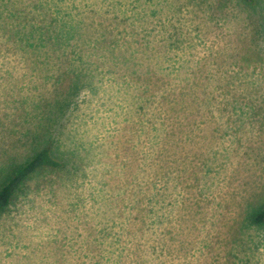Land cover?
<instances>
[{
  "label": "rangeland",
  "instance_id": "rangeland-1",
  "mask_svg": "<svg viewBox=\"0 0 264 264\" xmlns=\"http://www.w3.org/2000/svg\"><path fill=\"white\" fill-rule=\"evenodd\" d=\"M54 1L82 20L95 80L53 140L65 165L0 215V264H264L248 215L264 200V108H249L264 107V0ZM15 56L1 40L0 165L26 154L55 82L48 57L23 71ZM209 71L223 112H203Z\"/></svg>",
  "mask_w": 264,
  "mask_h": 264
},
{
  "label": "trees",
  "instance_id": "trees-1",
  "mask_svg": "<svg viewBox=\"0 0 264 264\" xmlns=\"http://www.w3.org/2000/svg\"><path fill=\"white\" fill-rule=\"evenodd\" d=\"M237 1L248 6L257 3V0ZM62 4L54 0H0V41L3 40L16 53L15 59L22 64L23 71L27 67L32 69L33 64L36 65L44 56L52 61L57 70L51 73V77H55L54 88L44 103L39 130L28 136L33 137L32 143L24 144L28 146L26 154L7 151L5 155L13 156L0 165V215L8 210L17 193L32 176L42 170L58 169L65 165L63 155L55 151L53 140L61 132L64 113L72 109L74 99L82 95L87 85H92L95 80L91 54L83 51L82 45H79L82 39L79 24L82 20H77L68 10L65 11V5ZM257 32L254 29L250 31V42L253 45L245 54L250 57L255 53L258 57L256 60H261L263 55L258 48ZM82 60L86 64L90 63L91 67H87L90 72L84 70ZM261 70L264 71V68L261 67ZM11 71L16 74L14 68ZM211 72H208L205 82L201 83V91L204 93L201 99L208 103L206 108L215 107L213 105L218 103L217 95L220 96V93L214 91L221 92L222 89L220 81L213 82L214 74ZM18 146L12 147L18 150ZM262 201L252 203L248 215L253 224H264Z\"/></svg>",
  "mask_w": 264,
  "mask_h": 264
},
{
  "label": "crops",
  "instance_id": "crops-1",
  "mask_svg": "<svg viewBox=\"0 0 264 264\" xmlns=\"http://www.w3.org/2000/svg\"><path fill=\"white\" fill-rule=\"evenodd\" d=\"M252 111H253V115L256 111L260 110V109H263L264 107H249ZM222 110H225L223 109L222 107H216V108H205L203 109V112L205 111H208L209 113L211 114H214L216 113L217 111H222ZM223 112V111H222Z\"/></svg>",
  "mask_w": 264,
  "mask_h": 264
}]
</instances>
